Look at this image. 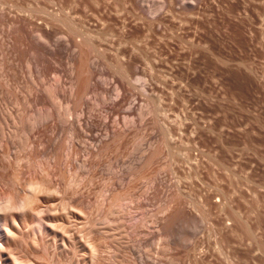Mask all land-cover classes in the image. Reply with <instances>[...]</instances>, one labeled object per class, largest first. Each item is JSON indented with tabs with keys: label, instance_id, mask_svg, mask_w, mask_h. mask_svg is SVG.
<instances>
[{
	"label": "rangeland",
	"instance_id": "rangeland-1",
	"mask_svg": "<svg viewBox=\"0 0 264 264\" xmlns=\"http://www.w3.org/2000/svg\"><path fill=\"white\" fill-rule=\"evenodd\" d=\"M82 56L110 82L90 111L136 120L113 137L69 136L81 91L58 122L44 86L72 70L82 85ZM116 81L128 86L113 114ZM41 107L52 117L32 126ZM21 194L31 204L14 207ZM0 197V264H264V0H0Z\"/></svg>",
	"mask_w": 264,
	"mask_h": 264
},
{
	"label": "bare ground",
	"instance_id": "bare-ground-1",
	"mask_svg": "<svg viewBox=\"0 0 264 264\" xmlns=\"http://www.w3.org/2000/svg\"><path fill=\"white\" fill-rule=\"evenodd\" d=\"M75 2H76V0H75ZM72 3V2H71ZM76 4V3H75ZM102 4V3H101ZM20 6V5H19ZM61 6V5H60ZM68 6V5H67ZM118 6V5H117ZM11 7H13V6H11ZM17 8V7H16ZM27 8V7H26ZM29 8V7H28ZM31 9V8H30ZM35 9H36V7H35ZM111 9V8H110ZM123 10V9H122ZM22 11V10H21ZM23 11H25V10H23ZM37 11V10H36ZM51 11V10H50ZM77 12V11H76ZM94 12H96V11H94ZM28 14V13H27ZM44 14V13H43ZM45 15H47V14H45ZM40 17H42V16H40ZM69 18V17H68ZM71 18V17H70ZM44 19V18H43ZM40 20V19H39ZM42 20V19H41ZM72 20V19H71ZM70 20V21H71ZM43 21H47V20H43ZM48 21H50V20H48ZM48 21L46 22V23H48ZM62 21V20H61ZM73 21V20H72ZM31 22V21H30ZM44 22V23H45ZM63 22H64V24L66 25V28H67V30L69 31V32H71V34L72 33H76L77 31L75 30V28H73L70 24H72L71 22H70V24L68 23V22H66V20H63ZM74 23H75V21H73ZM51 23V22H50ZM30 24V23H29ZM35 24V23H34ZM49 26H51V25H49ZM62 27H63V25H62ZM41 28V27H40ZM50 29H51V27H50ZM64 29V28H63ZM31 30V29H30ZM48 30V29H47ZM55 30V32H56V28L54 29ZM23 31V30H22ZM24 31H25V29H24ZM58 31V30H57ZM27 32V31H26ZM47 32V31H46ZM55 32H53V34H55ZM68 32V33H69ZM82 32V31H81ZM101 32V31H100ZM108 32V31H107ZM24 33V32H23ZM101 33H103V32H101ZM25 34H28V32L27 33H25ZM50 34H52V33H50ZM58 34V33H57ZM56 34V35H57ZM70 34V35H71ZM73 34V35H74ZM77 34H79V31L77 32ZM82 33H80V35H81ZM93 34V33H92ZM97 34V33H96ZM95 34V35H96ZM56 35L54 36V37H56ZM60 35H62L63 36V34H59V37H61ZM64 35H66V34H64ZM88 35V34H87ZM100 35V34H99ZM98 35V36H99ZM104 35V34H103ZM149 35V34H148ZM29 36H30V38H31V41L33 42V44L36 42V41H34V40H32V38H36V39H38V38H40V39H42V41L40 42L41 44H42V42L44 43L45 41V43L46 44H48V41H47V38H46V36H45V34H43L41 31H38V29L36 30V31H33V32H31L30 34H29ZM67 36L68 35H66V36H63V37H66L65 39H64V42H65V44L68 46L69 45V40L67 39ZM75 36H76V34H75ZM54 37L52 36V38H53V44L55 43V41H56V39L54 40ZM63 37H62V39H63ZM71 37V36H70ZM70 37H68V38H70ZM79 37V36H78ZM45 38V39H44ZM58 38V37H57ZM86 38H89L88 36L86 37ZM95 38V37H94ZM99 38V37H98ZM82 38L80 37V39L79 40H81ZM71 40V39H70ZM86 40V39H85ZM90 40H92V39H90ZM103 40V39H102ZM129 40V39H128ZM39 41V40H38ZM62 40H61V38H60V42H61ZM72 41V40H71ZM82 41H83V43H84V45L87 43V42H84V40L82 39ZM82 41H80L81 43H82ZM87 41V40H86ZM96 41V40H95ZM51 41H49V43H50ZM91 42V43H90ZM89 43H88V45L89 44H91L90 46H89V48L93 45V43H95V42H93V40L92 41H90ZM93 42V43H92ZM101 42V41H100ZM57 43V42H56ZM55 43V44H56ZM77 43H78V41H77ZM36 44H37V42H36ZM38 45V44H37ZM49 45V44H48ZM59 45H60V43H59ZM79 45V44H78ZM87 45V44H86ZM103 45V44H102ZM41 46V45H40ZM39 46V47H40ZM95 46V47H94ZM93 47L94 48H96L97 46H96V43H95V45H94ZM106 46V45H105ZM38 47V46H37ZM88 47V46H87ZM68 49H69V46L67 47ZM93 48V49H94ZM43 49V48H42ZM44 49H46V48H44ZM52 49V48H51ZM53 49H54V47H53ZM52 49V50H53ZM75 50H76V48H74ZM84 49V48H83ZM36 49H32V63H33V65H34V69L36 70V74L37 73H41V71L42 72H44L45 71V69H44V71H43V68H41V67H43V64H40V61L37 59V54H38V52L37 51H35ZM47 50V49H46ZM66 51L67 52H69L67 49H66ZM94 52L96 51L97 52V50H93ZM46 52V51H45ZM50 52V51H49ZM72 52V51H71ZM80 52V51H79ZM87 52V51H86ZM92 52V51H91ZM51 53V52H50ZM78 53V52H77ZM76 53V54H77ZM103 53V52H102ZM45 54H48L47 52L45 53ZM80 54H82V53H80ZM85 54V53H84ZM87 54V53H86ZM100 54V53H99ZM42 55H44L43 54V52L41 53V55H39L40 57L42 56ZM78 55H79V53H78ZM86 56H88V55H86ZM102 56V55H101ZM43 57V56H42ZM48 57V56H47ZM69 57V56H68ZM79 57H81V56H79ZM84 56H82V58H83ZM107 57V56H106ZM136 57V56H135ZM39 58V57H38ZM44 58V57H43ZM70 58V57H69ZM74 58H75V52H72L71 53V61H72V59H73V61L75 62V60H74ZM82 58L80 59V60H82ZM86 58V57H85ZM85 58H83V60L85 59ZM45 59V58H44ZM44 59H43V62H44ZM48 59V58H47ZM77 60H79V59H77ZM42 61V60H41ZM95 60H90V58L89 57H87L86 59H85V62H86V64L85 65H87V66H84L83 64H82V66H83V68L82 69H84V70H82L81 71V75L82 74H84V79L83 78H81V79H83L82 81H83V83H81L82 85H80V83H79V79H78V77H76L77 75H76V72H74V74H73V71L74 70H72L71 72H72V75H71V79L69 80L70 82H68V85L66 84V85H64V83H67V82H64V83H62L61 82V79L62 78H60V73H59V75H58V73L57 74H54L52 71H51V73H52V75H53V77L54 78H52L51 77V79L53 80V81H49V84H48V82H47V84L48 85H46V84H44V86H48V88L47 87H44V88H46V89H48V91L50 90V92L49 93H51L52 94V97H54L52 100L54 101V99H55V102H58V104H59V111H60V114H56V115H58V116H56L57 118H59V120H58V122L61 120L60 119V117L62 116L61 115V111H62V114H63V116L64 115H67V113L69 112V109L71 108L70 106H68V105H71V103L73 104L74 103V99L72 98V97H76L77 96V94H79L80 93V91H81V94H80V101L82 100V103H83V106L81 107V109L79 110V112L77 113V110H76V115L74 116V120H75V122L74 123H71L70 124V126H69V128H68V130H67V132H68V134H69V136H71L72 137V135H74V136H76V137H80V136H82V134H83V132L84 131H87V134H88V132L89 133H91V132H93L92 133V137L94 136L93 134H94V131H98V130H103L104 131V133H106V135L107 134H109V133H111V136H112V134H113V132H116L115 130H118V129H120V128H122L123 126H122V124H124V123H129L130 124V120L129 121H124V123H122L121 124V126H120V128L118 127L119 125H118V121H116V120H114L115 121V123H117V127H118V129H117V127H116V125H111V123L109 124V121H106V120H102V118H100V119H98V115H96L95 113L97 112H95V113H93L92 111H90V108L92 107V106H94L93 104L92 105H90L89 106V104H88V99L90 100V98H92L91 96V92H94L95 94H96V100H95V105L97 106V104L100 102L101 104H102V102H105V104H106V99H111L109 96V90H108V88H110V87H108V86H105V85H107L108 83H110L108 80H105V78H106V76H104L103 75V70H101L103 73L101 74V75H103V79L105 80L104 82L105 83H101L102 81H100V83L101 84H104V86H99V85H101V84H97V81L96 80H98L97 78H98V76H100V78H101V75L99 74V75H97V78H96V74H95V72L93 71V70H95V69H98V68H94V65H95V63L96 62H94ZM81 62V61H80ZM84 62V61H83ZM118 62V61H117ZM49 63H50V61H49ZM93 63H94V65H93ZM4 64V63H3ZM76 65V63H73V65ZM77 64H78V62H77ZM80 64V63H79ZM118 64V63H117ZM116 64V65H117ZM56 65V64H55ZM73 65H71L72 66V68L74 67ZM81 65V64H80ZM79 65V67L81 68V66ZM51 67L53 66V65H50ZM58 66V65H57ZM56 66V67H57ZM77 66V65H76ZM123 66V65H122ZM61 67V66H60ZM59 66H58V68H60ZM84 67H87L86 68V70H85V68ZM121 67V66H120ZM44 68H46V67H44ZM55 68V67H54ZM114 68V67H113ZM124 68V67H123ZM50 69V68H49ZM48 69V70H49ZM53 69V68H52ZM51 69V70H52ZM79 69V68H78ZM120 69V68H119ZM54 70V69H53ZM55 70H57V69H55ZM60 71H61V69H59ZM81 70V69H80ZM106 70V69H105ZM123 70V69H122ZM122 70H120V73H121V71ZM32 71V70H31ZM50 71V70H49ZM48 71V72H49ZM84 71H86V72H88V74H86V72L85 73H82V72H84ZM97 71V70H96ZM124 71V70H123ZM47 72V73H48ZM62 72V71H61ZM118 72V73H117ZM116 73L119 75L120 73H119V71H117ZM125 72H127V71H125ZM124 72V73H125ZM46 73V72H45ZM45 73H43L44 75H45ZM97 73V72H96ZM101 73V72H100ZM129 73V72H128ZM39 74L37 75V76H39ZM50 74V73H49ZM49 74L47 75V76H49ZM62 74H63V72H62ZM61 74V75H62ZM71 74V73H70ZM86 74V75H85ZM117 74H113L114 76H116ZM80 75V76H81ZM110 75V74H109ZM117 75V76H118ZM122 75V74H121ZM120 75V76H121ZM126 75H127V77H125V79L127 78L128 80H129V78H128V74L126 73ZM130 75V74H129ZM41 77H42V75H40ZM83 76V75H82ZM81 76V77H82ZM116 76V77H117ZM46 77V76H45ZM108 77V76H107ZM112 77V79H113V76H111ZM130 77V76H129ZM132 77V76H131ZM39 79H40V77H38ZM80 78V77H79ZM99 78V80H102V79H100ZM109 78V77H108ZM117 78H119V77H117ZM124 78V77H123ZM141 78V77H140ZM139 77H135V79H134V81L136 82V81H140L141 79H140ZM42 79V78H41ZM45 79H47V77L45 78ZM63 79H64V77H63ZM115 79V78H114ZM43 80H44V76H43ZM109 80H110V78H109ZM123 80V79H122ZM122 80H120L121 82H122ZM42 81V80H41ZM107 81H108V83H107ZM113 81V80H112ZM111 81V82H112ZM115 81V80H114ZM80 82H81V80H80ZM119 82V81H118ZM134 82V83H135ZM42 83H46L45 81L44 82H42ZM113 83V82H112ZM116 83V84H115ZM114 84L116 85H114L113 84V87L115 88V90H116V95H115V97L114 98H112V100L113 99H115L116 98V100L115 101H113L112 102V107L110 108V111L112 110V111H114L115 110V112L117 111L116 110V107H118V108H122V106H120V103H121V100H122V97L124 96H122L121 95V93H122V91L124 90V88L126 87L127 88V86L125 85V87L122 85V83H117V81L115 82ZM130 83V82H129ZM133 84V83H132ZM136 84V83H135ZM134 84V85H135ZM64 85V86H63ZM109 85V84H108ZM66 86H68V87H66ZM82 86V87H81ZM112 86V85H111ZM137 86V85H136ZM39 87V86H38ZM64 87H66V88H68L67 90H66V88H64ZM112 87V88H113ZM134 88V87H133ZM137 88V87H136ZM82 89V90H81ZM112 90V89H111ZM130 90V89H129ZM128 90V91H129ZM41 91V90H40ZM64 91H66V93L68 94H70V98L68 97H66V93H64V98H66V106H62V103L61 102H59V101H61L62 100V97L60 98V100H58V96H60L59 94H61V95H63V92ZM126 91V90H125ZM38 92V91H37ZM79 92V93H78ZM90 93V98L87 96L88 94ZM124 93V92H123ZM112 94V93H111ZM134 94V93H133ZM67 96H69V95H67ZM127 96H128V94H127ZM35 97H37V96H35ZM87 97H88V99H87ZM95 97V96H94ZM40 98V97H39ZM43 98V97H42ZM63 98V99H64ZM124 98H126V96L124 97ZM44 99V98H43ZM68 99V100H67ZM69 99H72V100H70V101H73V102H71L70 104H68L69 102ZM78 99V98H77ZM136 99V98H135ZM39 99L37 98V99H35V102H37ZM42 102L43 100H41V98H40V100H39V102ZM79 101V100H78ZM124 101H125V99H124ZM34 102V103H35ZM40 102V103H41ZM64 102V101H63ZM76 102V101H75ZM107 102H108V100H107ZM43 103V102H42ZM90 103V102H89ZM98 104V105H101V104ZM56 104V103H55ZM104 104V103H103ZM103 104H102V106H103ZM124 104H125V102H124ZM123 104V102H122V105H124ZM44 105V104H43ZM63 105H64V103H63ZM80 106H81V104H79ZM109 106H111L110 105V103L108 104ZM80 106H79V108H80ZM101 106V107H102ZM116 106V107H115ZM70 107V108H69ZM104 107V106H103ZM102 107V108H103ZM105 107H106V105H105ZM101 108V109H102ZM115 108V109H114ZM71 110V109H70ZM91 110H93V111H95L93 108H91ZM96 110H98V111H100V109H96ZM108 110V109H107ZM168 110V109H167ZM110 111H108V113L110 112ZM111 111V112H112ZM72 112V111H71ZM71 112H70V114H71ZM73 113V112H72ZM99 113V112H98ZM113 113V112H112ZM52 114L53 113H51V111L47 108V107H41V108H39V110H37L34 114H32V115H30V116H28L27 118H26V120L32 125V126H34V125H36V124H38V123H40V122H45V120H49V118H51L52 117ZM69 114V113H68ZM74 114V113H73ZM114 114V113H113ZM118 114V113H117ZM72 115V114H71ZM70 115V116H71ZM68 117H66V118H68L69 119V115H67ZM54 118H55V116H53ZM73 117V116H72ZM111 117V116H110ZM108 118V120H109V115H107L106 116V119ZM71 119V118H70ZM52 120H53V118H52ZM69 121H73V120H69ZM132 121V123L130 124V125H132L133 123H135V119H134V122H133V120H131ZM47 122V121H46ZM53 122V121H52ZM120 122V121H119ZM114 123V122H113ZM112 123V124H113ZM114 123V124H115ZM41 124V123H40ZM129 124H125L124 126H126L127 127V129H129ZM129 125V126H128ZM134 125V124H133ZM99 126H101V128H99ZM161 126V125H160ZM131 127V126H130ZM125 129V127L124 128H122V130H124ZM64 131V130H63ZM100 132V131H99ZM103 133V134H104ZM118 133V132H117ZM117 133H114V134H116L117 135ZM164 133H166V132H164ZM87 134H85V135H87ZM101 134V133H100ZM85 135H83V136H85ZM97 135V134H96ZM95 135V136H96ZM106 135L104 134L103 136L106 138ZM167 134H165V136H166ZM86 137V136H85ZM104 137H100L99 139H103ZM108 137V136H107ZM113 137V136H112ZM111 137V138H112ZM82 138V137H81ZM79 139V138H78ZM82 139H84V138H82ZM87 139H88V137H87ZM89 139H90V137H89ZM98 139V140H99ZM109 139H110V137H109ZM57 140V139H56ZM55 140V141H56ZM98 140H97V142H98ZM107 140V139H106ZM55 141H52L53 143V145H52V147H51V149H50V153L53 151V149L56 147L55 146V144L57 143V142H55ZM111 141V140H110ZM79 142V141H78ZM77 142V143H78ZM85 143L86 142H84L83 144L85 145ZM93 145H94V142L92 143ZM96 144H98V143H96ZM57 145V144H56ZM80 145H82V142H81V144ZM88 145V144H87ZM104 145V144H103ZM109 145V144H108ZM59 146V145H58ZM140 146V145H139ZM67 147H69V146H67ZM81 147V146H80ZM82 147H83V145H82ZM85 148H86V146H84ZM90 147H92V145L90 144ZM95 147V146H94ZM58 148V147H57ZM60 148V147H59ZM89 148V147H88ZM137 148V149H136ZM136 148H134V149H136V150H138V146L136 147ZM61 149V148H60ZM84 149V148H83ZM94 149H96V150H99V149H97V147L96 148H94ZM93 149V150H94ZM142 149V148H141ZM85 150V152H86V149H84ZM89 151H90V149H88ZM95 150V151H96ZM103 150V149H102ZM135 150V151H136ZM140 150V149H139ZM42 151V150H41ZM54 151H55V149H54ZM56 151H57V149H56ZM55 151V152H56ZM61 151V150H60ZM84 152V151H83ZM139 152V151H138ZM141 152V151H140ZM87 153V152H86ZM137 153V152H136ZM85 154V153H84ZM142 155H143V153H141ZM157 154V153H156ZM132 155V154H131ZM145 155V154H144ZM138 156H140L139 157V159H138ZM137 156V159H135V160H141V162H142V157H141V155H138ZM69 158V157H68ZM141 158V159H140ZM138 161H135L136 163L138 162ZM133 162V161H132ZM140 162V161H139ZM140 162V163H141ZM147 162V161H146ZM108 163V162H107ZM140 163H138V165L140 164ZM135 165V164H134ZM144 165H145V163H144ZM140 166V165H139ZM82 167H84V166H82ZM137 169V168H136ZM130 171V170H129ZM19 177V176H18ZM31 178V177H30ZM29 178V179H30ZM32 180V179H31ZM14 182V181H13ZM28 182V181H27ZM34 182V181H33ZM31 184V183H30ZM121 184V183H120ZM26 185V184H25ZM27 185H29V184H27ZM37 185V184H36ZM31 186V185H30ZM33 186V185H32ZM38 186V185H37ZM37 186H35V187H33V188H36ZM25 187V186H24ZM23 187V188H24ZM26 188V187H25ZM28 188L29 187H27V189L26 190H24V191H27L28 190ZM32 188V187H31ZM33 188L32 189H30L31 191L33 190ZM53 188V187H52ZM15 189V188H14ZM17 190V189H16ZM21 190H22V188H21ZM30 190H28V192L30 191ZM36 190H38V189H36ZM158 190H159V188H158ZM54 191V190H53ZM19 192H20V190H19ZM110 192V191H109ZM29 193H31L32 195H33V193H35L34 191L33 192H29ZM40 193V192H39ZM55 194V193H54ZM22 195V194H21ZM24 195V194H23ZM22 195V197L21 196H17V202H16V204H13L14 205V207L16 206V205H18V207L19 206H22V205H26V206H28L27 205V203L29 202H25V200H27L26 199V196H25V199H22L24 196ZM6 196V195H5ZM4 196V197H5ZM114 197V196H113ZM116 197V196H115ZM28 198V197H27ZM107 198V197H106ZM110 198V197H109ZM0 199H1V197H0ZM5 199H9L8 198V196L5 198ZM12 199V197L9 199V201ZM29 199V198H28ZM2 200H3V197H2ZM1 201V200H0ZM6 201H8V200H6ZM8 201V202H9ZM39 201V200H38ZM79 201L82 203V204H84L85 206H87V207H90L91 205H93V202H92V200H90L89 198H87V197H80V199H79ZM96 201V200H95ZM4 202H5V200H4ZM34 202H35V200H34ZM75 202V201H74ZM30 204H31V201L29 202ZM77 203V202H76ZM92 203V204H91ZM1 204H3V201H2V203ZM0 204V205H1ZM5 204H8V203H6L5 202ZM114 204H120V202H119V200H118V198H117V200H115V202H114ZM105 206V205H104ZM110 207V206H109ZM16 209V208H15ZM30 209V208H29ZM111 209V208H110ZM10 210V209H9ZM11 211V210H10ZM19 211V210H18ZM39 211V210H38ZM41 211V210H40ZM83 214H85V213H83ZM111 214V213H110ZM36 216V215H35ZM103 218H106V217H103ZM112 219V218H111ZM122 233V232H121ZM190 237H185V236H183V240L185 241L186 240V242L188 241L187 239H189ZM177 239V238H176ZM175 239V240H176ZM182 240V239H181ZM179 242H181L180 240H179ZM185 242H183V244H184ZM195 249V248H194ZM140 257V256H139ZM150 264V263H149Z\"/></svg>",
	"mask_w": 264,
	"mask_h": 264
}]
</instances>
